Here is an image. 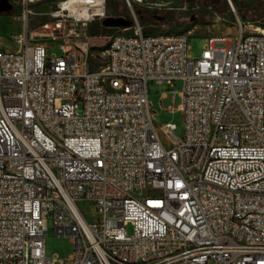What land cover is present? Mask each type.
Instances as JSON below:
<instances>
[{
	"label": "built area",
	"instance_id": "1",
	"mask_svg": "<svg viewBox=\"0 0 264 264\" xmlns=\"http://www.w3.org/2000/svg\"><path fill=\"white\" fill-rule=\"evenodd\" d=\"M6 1L26 17L44 0ZM67 1L62 55L49 36L0 48V264H264V30L192 58L188 34L133 17L99 48ZM177 80L185 137L168 123L165 143L149 84ZM49 217L74 243L66 260L47 253Z\"/></svg>",
	"mask_w": 264,
	"mask_h": 264
},
{
	"label": "rangeland",
	"instance_id": "2",
	"mask_svg": "<svg viewBox=\"0 0 264 264\" xmlns=\"http://www.w3.org/2000/svg\"><path fill=\"white\" fill-rule=\"evenodd\" d=\"M62 0H44L30 6V12L24 17L7 15L8 12L0 13V48L11 50L16 47V43L10 40L12 35L29 36L37 38H48L49 55H62L61 43L71 37V26L66 25L64 30L56 29L61 20L59 5ZM196 3L192 7L185 0H153L146 4L134 3L131 6L127 1H122L123 16L126 18H136L145 32L162 34L174 32L178 34H188L191 49L189 54L192 58H199L207 39L211 36H225L234 38L243 30L245 33L264 30V10L256 14L254 21L251 16L245 20L242 18V11L247 4L242 3L237 7L233 0H228L229 11L205 12L207 8L205 0H194ZM221 1V0H213ZM20 8V6H16ZM264 8V6H263ZM23 13V12H22ZM107 16L117 17L113 12L107 11L105 1V16H95L84 26L86 35L90 37V45L102 48L106 46L110 37L121 32V28L106 27L103 20ZM171 18V23H163L165 19ZM48 25V26H46ZM90 68L99 69L105 65L106 58L90 59ZM183 89V81L177 80L173 85L167 83L149 84L150 108L153 121L159 128L162 140L167 143V137L162 133L161 127L168 123L176 124L174 132L177 139L185 137L186 122L183 112L179 109L182 98L180 92ZM89 218L95 215L92 206L87 202H82ZM48 233L46 236V249L49 256H57L60 260L68 259L74 252V243L70 238L58 237L55 234L53 217H49L47 223ZM129 233L133 232L131 225L127 226ZM56 264H62L61 261ZM209 264H216L210 261Z\"/></svg>",
	"mask_w": 264,
	"mask_h": 264
},
{
	"label": "trees",
	"instance_id": "3",
	"mask_svg": "<svg viewBox=\"0 0 264 264\" xmlns=\"http://www.w3.org/2000/svg\"><path fill=\"white\" fill-rule=\"evenodd\" d=\"M122 1L124 0H106V7L107 11L113 12L116 16H123V9L121 7ZM207 8L204 10L205 12L213 14L214 12H221V11H229L230 6L228 4V0H221V1H213V0H205ZM185 2L189 3L192 7L196 3L194 0H185ZM233 3L240 7L242 3H246V9L242 11V18L247 20L248 16H251L254 21H257L258 18H255L256 14L260 13L264 10V0H233ZM7 15H14L20 16L22 15V9L17 8L16 6L13 7L11 11H8ZM163 23H171L173 20L171 18H167L163 20ZM146 34H154L152 32H145ZM166 33H174V32H166Z\"/></svg>",
	"mask_w": 264,
	"mask_h": 264
},
{
	"label": "bare ground",
	"instance_id": "4",
	"mask_svg": "<svg viewBox=\"0 0 264 264\" xmlns=\"http://www.w3.org/2000/svg\"><path fill=\"white\" fill-rule=\"evenodd\" d=\"M63 9L88 21L93 20L94 16L103 15L101 0H69L63 4Z\"/></svg>",
	"mask_w": 264,
	"mask_h": 264
},
{
	"label": "water",
	"instance_id": "5",
	"mask_svg": "<svg viewBox=\"0 0 264 264\" xmlns=\"http://www.w3.org/2000/svg\"><path fill=\"white\" fill-rule=\"evenodd\" d=\"M13 5L6 0H0V13L8 12L13 9ZM133 20L126 18L124 16H107L103 20V25L106 27H116V28H127L130 27Z\"/></svg>",
	"mask_w": 264,
	"mask_h": 264
}]
</instances>
